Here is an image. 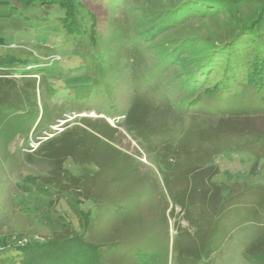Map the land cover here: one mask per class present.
<instances>
[{
  "label": "rangeland",
  "instance_id": "rangeland-1",
  "mask_svg": "<svg viewBox=\"0 0 264 264\" xmlns=\"http://www.w3.org/2000/svg\"><path fill=\"white\" fill-rule=\"evenodd\" d=\"M70 3L61 17L64 12L52 5L0 0V56L14 55L17 65L27 61L36 70L0 79V264H21L11 258L17 244L46 243L71 232V225L82 231L86 215L93 217L91 202L65 193L68 184L59 200L55 188L41 181L55 166L43 150L67 124L101 119L119 128L116 145L137 161L132 186L151 178L145 188H133L143 193L133 208L141 209L146 223L127 247L138 264H258L249 252L264 247V108L256 113L261 99L251 86L229 99L210 96L224 63L208 62L221 43L255 25L264 0L64 4ZM95 81L99 91L86 100L82 85ZM135 97L142 100L140 110L148 107L153 119L162 120L157 128L175 129V136L140 142L124 116L110 115L128 110ZM233 107L244 114L236 120L241 129L215 133L218 114ZM43 113L44 123L34 130ZM202 133L211 138L203 144ZM164 144L194 150L181 157L189 163L184 172L213 166V183L196 186L202 192L186 183L171 187L156 163ZM206 149L215 152L208 156ZM64 167L80 172L72 159ZM222 184L231 193L220 195ZM176 187H185L183 193ZM231 194L236 196L226 201Z\"/></svg>",
  "mask_w": 264,
  "mask_h": 264
},
{
  "label": "trees",
  "instance_id": "trees-1",
  "mask_svg": "<svg viewBox=\"0 0 264 264\" xmlns=\"http://www.w3.org/2000/svg\"><path fill=\"white\" fill-rule=\"evenodd\" d=\"M23 2L27 5H52L60 12H64L71 5V3L64 4L65 0H23ZM65 16L64 12L61 17ZM254 23L253 27L243 30L234 40L231 38L221 43L222 46L208 62V66L216 64L217 61L219 65L224 63L219 66L222 71L221 79L216 82L210 96L220 95L221 98L225 96L229 99L238 96L242 90L251 86L261 99V106L255 108L256 113H259V110L264 108V6ZM4 42L5 40L0 41V46ZM3 57L0 56V79L14 77L18 73L34 74L29 72L32 68L27 61L17 65L19 59L14 55L11 59H5L7 56ZM14 64L18 69L10 68ZM21 66H24L22 70L19 69ZM105 70L107 73L108 69ZM32 71L36 70L32 69ZM202 71L199 73L206 76L207 73ZM104 80V77H101L102 84L105 83ZM82 86L88 87L87 95L84 96L86 100H91L100 88V84L96 81ZM141 101L140 97H135L128 110L122 111L121 114L110 115L124 116L129 132L133 133L140 142L152 141L157 137L165 140L175 136L173 132L175 129L169 130L171 128L162 124H159V128L154 125L160 120H155L152 115H149L148 107L140 110ZM108 105L114 106L115 103L110 101ZM110 108L112 109L109 106ZM103 113L100 112V114ZM218 115L219 122L213 126L215 133H223L227 136L241 129V122L236 120L244 114L238 110V107L226 109ZM38 118L34 123V126L37 123L34 130L44 123V113L39 121ZM119 132V128L111 126L104 119L67 124V128L52 140L51 146L43 150V155L48 157L55 166L52 173L41 178V181L55 188L59 200L64 196L62 189L65 182L69 185V191L67 188L65 193L72 195L78 203L91 202L95 214L92 218L86 215L82 231L71 225V232L67 228L65 233L49 239L46 243L17 244L11 258L21 264L23 262L24 264H138L140 258L136 260L132 250L127 247L135 230L142 235L146 223L141 217V209L139 208L138 213L134 211L133 201L138 199L139 195H143L141 192H135L134 189L145 188L143 186L146 180L151 182V178L147 176L143 178L145 181L141 180L142 184L137 183L132 186L130 176L137 169L134 165L137 161L116 145ZM200 135L204 138L201 140L202 144L205 140L211 139L204 137V133ZM204 152H209L206 153L209 156L215 150L206 149ZM193 153L194 150L191 151L187 147L171 148L169 144H164L163 148L157 152L156 163L159 171L171 187L186 183V188L193 185L191 190L195 188L202 192L205 188H196V186L203 184L204 187L209 179L213 183V177L218 174L213 166L203 169L206 172L201 169L195 172H184L189 163H183L181 157L184 154L192 155ZM68 159H72L75 165L80 167L79 173L64 167ZM210 170L212 172L207 175ZM184 188L176 187V191L182 194ZM218 191L222 195L229 190L222 184ZM231 191L232 189L229 192ZM235 196L236 194H233L226 201ZM220 210L224 211L223 208ZM4 247L1 249L3 250ZM249 253L254 263L264 264V247L259 246L257 250L251 249Z\"/></svg>",
  "mask_w": 264,
  "mask_h": 264
}]
</instances>
